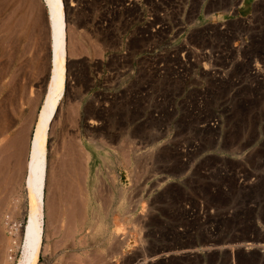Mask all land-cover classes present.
Returning <instances> with one entry per match:
<instances>
[{"label":"rangeland","instance_id":"obj_1","mask_svg":"<svg viewBox=\"0 0 264 264\" xmlns=\"http://www.w3.org/2000/svg\"><path fill=\"white\" fill-rule=\"evenodd\" d=\"M232 7L226 0L212 10ZM68 15L69 71L47 140L39 264H264V235L255 227L256 222L264 225V83L258 84L255 101L227 120L223 145L194 153L190 166L168 150L154 149L150 157L147 151L157 144L146 135L142 138L150 148L135 160L129 151L135 135L125 131L134 113L118 107L98 112L90 105L89 69L97 67L103 49ZM206 16L215 17L213 12ZM257 26L255 56L264 59V23ZM48 46L42 0H0V264L25 256L24 248L13 243V230L24 224L21 181L49 74ZM197 164L209 165L213 175L216 165L228 173L253 168L256 182L243 191L231 175L209 189L195 178ZM201 206L207 208L209 224L218 227L214 237H206L203 225L186 214L187 208ZM117 233L130 234L122 240ZM244 241L254 245L243 251L238 243ZM184 249L195 251L163 261L166 252Z\"/></svg>","mask_w":264,"mask_h":264},{"label":"built area","instance_id":"obj_2","mask_svg":"<svg viewBox=\"0 0 264 264\" xmlns=\"http://www.w3.org/2000/svg\"><path fill=\"white\" fill-rule=\"evenodd\" d=\"M63 1L80 30L98 38L103 49L97 67L89 69L90 105L98 112L118 107L134 113L125 131L135 135L129 147L135 160L144 157L151 139L157 146L150 157L154 149L168 150L190 166L194 153L223 145L227 120L255 101L257 86L264 83V59L254 51L264 0H229V11L212 10L226 0ZM206 10L215 17L204 16ZM92 120L100 125L99 118ZM208 167L197 164L195 178L209 189L231 175L243 191L256 182L253 168L228 173L216 165L213 175ZM185 211L203 225L206 237H214L218 227L209 224L206 207ZM223 212L229 216L228 209ZM255 227L264 235L263 223ZM249 242L238 246L245 251L254 245ZM227 251L232 262L233 252Z\"/></svg>","mask_w":264,"mask_h":264},{"label":"bare ground","instance_id":"obj_3","mask_svg":"<svg viewBox=\"0 0 264 264\" xmlns=\"http://www.w3.org/2000/svg\"><path fill=\"white\" fill-rule=\"evenodd\" d=\"M42 1L46 9L47 24L49 27V74L44 82L45 88L42 94V99L36 113L35 122L32 127L27 144L28 147L26 151V160L24 163L25 166L23 167L21 165L24 168V176L23 180L21 181L24 193L22 194L23 198H21L23 202L20 207V217L23 219L24 224H22L23 226L21 228L14 227L13 232L16 233L15 236L17 237L13 241V243H15L16 247L24 248L23 253H25V256L20 257L19 260L17 262L14 261L13 264H39V255L43 246V203L40 194L44 182L43 175L47 155V140L49 136L50 125H52V120H54L59 103L66 93L65 91L67 88L69 71V67H67V59L70 57V45L67 42L68 39H66V20L68 19L67 7L65 6L63 0ZM207 13L210 12L206 10L203 15L206 16ZM91 121L92 120H90L89 122L91 123ZM147 152H151V149H149V151ZM117 223L115 224V226L117 225ZM118 228L117 230H119ZM127 236H125V234L121 235L122 240H126L125 238H127ZM194 251L195 250L185 249L183 251L174 250L170 253L166 252L165 255H163L166 258L163 257L162 259L164 261L170 255H183L185 253L190 255L191 253H194ZM143 258L146 259V256L142 257V259ZM166 261L168 262V260Z\"/></svg>","mask_w":264,"mask_h":264}]
</instances>
